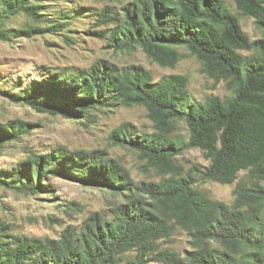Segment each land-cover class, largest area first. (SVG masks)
<instances>
[{
	"label": "trees",
	"instance_id": "trees-1",
	"mask_svg": "<svg viewBox=\"0 0 264 264\" xmlns=\"http://www.w3.org/2000/svg\"><path fill=\"white\" fill-rule=\"evenodd\" d=\"M43 1L0 0V40L61 32L76 18L70 15L47 28H6L20 12L36 18ZM234 1L264 33V0ZM94 14L96 26L105 29L89 32L108 38L113 49L141 48L157 64L175 67L183 57L177 48L186 47L202 72L216 83L226 81L232 93L197 102L186 75L155 80L142 64L122 69L105 61L76 73L55 72L17 92L0 90L14 103L76 120L121 106L145 107L152 133H136L123 123L111 139L162 176L136 181L105 149L58 145L49 153L31 154L10 172L11 179L0 177V185L36 193L50 190L43 178L60 177L118 194L122 201L110 214L91 215L79 231L67 228L59 239L15 234L0 221V264H121L129 251L136 255L125 264H148L151 258L167 264H264V37L252 40L225 0H132L120 13L105 6ZM180 121L187 125L188 138L176 134ZM30 129L22 119L0 123V155ZM191 148L202 149L210 165L185 172L175 157ZM241 171L248 172L247 179H238ZM199 179L238 180L233 204L196 188ZM178 228L190 237L191 249L184 255L161 245Z\"/></svg>",
	"mask_w": 264,
	"mask_h": 264
},
{
	"label": "rangeland",
	"instance_id": "rangeland-1",
	"mask_svg": "<svg viewBox=\"0 0 264 264\" xmlns=\"http://www.w3.org/2000/svg\"><path fill=\"white\" fill-rule=\"evenodd\" d=\"M131 1L45 0L40 3L42 10L36 18H31L24 12L10 18L6 22L7 29L47 28L53 23L66 21L70 15H76L61 32L35 33L32 37L13 36L11 41L0 40V90L17 92L32 81L47 79L55 72L76 73L80 69L105 61L122 69L133 64H142L152 72L155 80L171 74L186 75L189 77L191 97L197 102H204L210 96L225 98L231 95L232 91L227 87V82L221 80L216 83L203 73L201 63L186 47L177 48L183 57L175 67H163L148 58L141 48L133 52L117 51L109 46L108 38L89 32L105 29L104 25L96 26L99 17L95 12L111 6L120 13ZM225 1L233 12L239 14L242 28L252 40L264 37L253 17L242 14L234 0ZM241 52L251 54L248 51ZM13 119L31 123V132L4 148L0 155V177L3 179H11L10 172L31 154L49 153L58 145L70 150L105 149L109 157L119 160L130 171L134 180L162 179L155 171L146 169L143 166L144 161H140L136 153L115 145L111 139L113 129L123 123H129L131 129L139 134L154 131L153 123L143 106H121L111 111H96L89 119L76 120L37 112L0 94V123ZM178 125L176 134L180 133L188 138L187 125L183 121ZM175 161L185 172L197 165H210L206 153L200 148L189 149L176 156ZM247 173L241 171L238 179H247ZM42 181L44 185L51 186L50 190L40 189L36 193L24 194L0 185V221L9 224L15 234L59 239L67 228L79 231L91 215L97 212L110 214L114 203L122 201L118 194L113 195L107 190L84 186L72 180L50 176ZM237 181L233 184H221L199 179L195 187L213 199L232 205ZM161 245L162 248H169L181 255L191 249L190 237L180 228L170 241L161 242ZM135 255L136 251L127 252L122 256L121 264L135 258ZM148 264L167 263L151 258Z\"/></svg>",
	"mask_w": 264,
	"mask_h": 264
}]
</instances>
